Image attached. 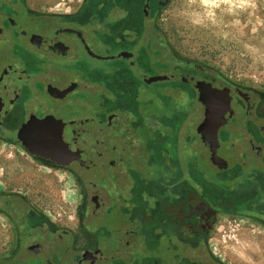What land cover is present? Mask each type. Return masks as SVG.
<instances>
[{
    "label": "flooded vegetation",
    "instance_id": "1",
    "mask_svg": "<svg viewBox=\"0 0 264 264\" xmlns=\"http://www.w3.org/2000/svg\"><path fill=\"white\" fill-rule=\"evenodd\" d=\"M172 1L81 0L56 12L0 0V167L14 148L64 174L76 197L75 220L72 211L57 219L34 183L19 186L0 168V264H229L212 249L222 217L264 231V89L166 44L156 26ZM114 61L126 72L123 88L164 83L163 95L188 106L178 129L195 122L186 147L203 153L184 168L175 153L184 146L180 133L171 141L158 135L172 155L164 188L144 208L121 194L132 174L125 171L136 146L131 130L116 137L83 99L103 91L86 72L98 76L95 65ZM157 76L169 78L148 79ZM207 117L223 122L217 139L198 131ZM66 124L78 126L59 135ZM244 171L256 178L243 182Z\"/></svg>",
    "mask_w": 264,
    "mask_h": 264
},
{
    "label": "rangeland",
    "instance_id": "2",
    "mask_svg": "<svg viewBox=\"0 0 264 264\" xmlns=\"http://www.w3.org/2000/svg\"><path fill=\"white\" fill-rule=\"evenodd\" d=\"M32 1L47 11L68 12L81 0ZM156 27L166 44L182 51L179 54L215 69L230 80L264 89V0H173L159 15ZM115 64L122 65L118 61L95 65L102 71L98 76L96 72H86L84 76L98 80L103 91L83 95V99L94 112L106 118L107 128L116 129V137L125 129L131 130L136 146L131 150L134 156L125 161V171L129 175L131 170L132 174L123 183L127 189L121 194L130 197L135 206L144 208L147 197L156 189L159 193L161 186L164 188L167 179L164 166L172 155V151L157 145L158 135L171 141L172 135L180 133L184 146L175 153L184 168L203 153L193 149L197 146L186 147L195 122L185 132L178 129L186 123L184 113L188 106L182 107L163 95L164 83L137 82L123 88L126 72ZM1 165L3 174L10 179L20 184L34 183L40 202L58 218L69 212L74 185L63 182L64 174L36 166L14 148L6 149ZM239 178L250 183L256 173L240 172ZM212 249L229 264H264V231L251 222L222 217L213 234Z\"/></svg>",
    "mask_w": 264,
    "mask_h": 264
},
{
    "label": "water",
    "instance_id": "3",
    "mask_svg": "<svg viewBox=\"0 0 264 264\" xmlns=\"http://www.w3.org/2000/svg\"><path fill=\"white\" fill-rule=\"evenodd\" d=\"M169 77H165V76H157V77H149L148 79L150 81H163V80H167ZM223 122L221 121H215V120H211L209 117H207V119L200 125L198 131L199 133H201L204 136H211L214 137V139H217V135H218V130L219 127L221 126ZM81 125V124H79ZM77 124H66L61 126V128L59 129L58 133L59 135L61 133L65 134L68 133L71 130H74L77 128Z\"/></svg>",
    "mask_w": 264,
    "mask_h": 264
},
{
    "label": "crops",
    "instance_id": "4",
    "mask_svg": "<svg viewBox=\"0 0 264 264\" xmlns=\"http://www.w3.org/2000/svg\"><path fill=\"white\" fill-rule=\"evenodd\" d=\"M33 164H35V163H33ZM37 166V165H36ZM1 168V173L3 174V171H4V168L1 166L0 167ZM9 178V177H8ZM10 179V178H9ZM10 180H12V181H15L19 186H21V184L18 182V181H16V180H13V179H10ZM72 192V198L70 199V201H69V204H70V209H69V212L68 213H66L65 212V214L63 215V216H60V218H58L55 214H54V211H53V215L54 216H56V218L57 219H61V218H63L65 215H68L69 216V214H70V212L72 211V220L74 221L75 219V205H76V197H75V195H74V188H72V190H71ZM1 233H0V246H1ZM0 252H1V248H0Z\"/></svg>",
    "mask_w": 264,
    "mask_h": 264
}]
</instances>
